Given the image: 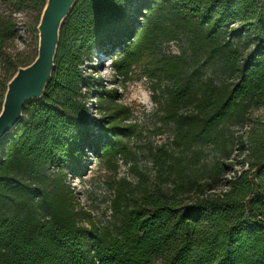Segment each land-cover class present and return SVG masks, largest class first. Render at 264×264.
I'll return each instance as SVG.
<instances>
[{
    "label": "trees",
    "instance_id": "obj_1",
    "mask_svg": "<svg viewBox=\"0 0 264 264\" xmlns=\"http://www.w3.org/2000/svg\"><path fill=\"white\" fill-rule=\"evenodd\" d=\"M1 1L3 65L15 14L37 12V27L45 0ZM181 35L188 72L161 48ZM112 48L113 77L137 66L153 70L154 90L169 82L159 106L171 141L150 156L157 177L177 182L149 185L130 165L137 182L111 179L112 220L98 225L68 177L86 174L87 152L112 171L117 157L134 158L130 107L101 79L92 91L82 70ZM35 56L8 71L0 109L7 82ZM53 63L43 95L0 140V264H264V0H77Z\"/></svg>",
    "mask_w": 264,
    "mask_h": 264
},
{
    "label": "rangeland",
    "instance_id": "obj_2",
    "mask_svg": "<svg viewBox=\"0 0 264 264\" xmlns=\"http://www.w3.org/2000/svg\"><path fill=\"white\" fill-rule=\"evenodd\" d=\"M4 4L0 0V8ZM17 21V35L13 41L11 50L12 57L3 65H0V95L4 88V83L8 71L17 63L29 61L37 54L38 32L32 22L37 17V12L23 10L15 14ZM139 31V30H138ZM161 48L167 53L181 54L186 63L182 67L183 71L188 72L192 67L189 65L190 53L186 48L184 36H179L174 40L162 39ZM118 54V48L106 49L104 52H97L93 55V61L85 62L82 66L84 75L93 78L91 82L92 91L99 80H103L105 86L111 89H117V100L130 107L131 113L128 123L134 124L136 133L129 139L130 150L134 153L132 160L117 157V168L115 171L106 168L103 161L98 160L91 152L86 153L88 168L82 178L74 176L68 177V183L77 194L81 205L90 211L98 225L105 224L112 220L109 208L110 201L113 198V191L109 187L111 179L124 178L132 184L137 182V177L131 173L129 166H136L145 173L149 185L161 184L172 187L177 180L167 179L163 182L157 177L156 168L151 162L150 149L158 145H169L173 133L172 124L166 122L160 111L159 103L164 97V89L169 86V82L163 79L159 88L154 90L153 70L147 67H133L131 77L127 80L113 77V60ZM95 64L96 67H92ZM205 76H213L218 79L220 75L216 72L211 73L204 70ZM93 83V84H92ZM94 95V94H92ZM92 101V99L90 100ZM91 117L96 118L100 115L95 110V103L90 102ZM207 161H211L214 152L207 148Z\"/></svg>",
    "mask_w": 264,
    "mask_h": 264
},
{
    "label": "water",
    "instance_id": "obj_3",
    "mask_svg": "<svg viewBox=\"0 0 264 264\" xmlns=\"http://www.w3.org/2000/svg\"><path fill=\"white\" fill-rule=\"evenodd\" d=\"M77 0H45L37 24L38 45L34 60L17 68L6 84L0 109V140L21 119L28 101L40 98L54 65L59 30Z\"/></svg>",
    "mask_w": 264,
    "mask_h": 264
}]
</instances>
